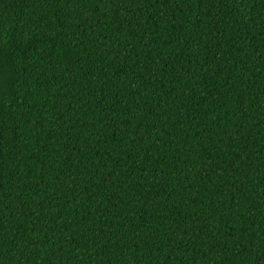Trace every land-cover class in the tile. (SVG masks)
Masks as SVG:
<instances>
[{"label":"trees","instance_id":"trees-1","mask_svg":"<svg viewBox=\"0 0 264 264\" xmlns=\"http://www.w3.org/2000/svg\"><path fill=\"white\" fill-rule=\"evenodd\" d=\"M0 264H264V0H0Z\"/></svg>","mask_w":264,"mask_h":264}]
</instances>
